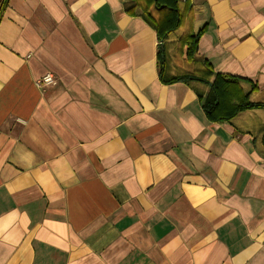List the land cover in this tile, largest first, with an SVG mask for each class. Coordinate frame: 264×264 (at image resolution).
<instances>
[{
  "label": "crops",
  "instance_id": "0c3cea01",
  "mask_svg": "<svg viewBox=\"0 0 264 264\" xmlns=\"http://www.w3.org/2000/svg\"><path fill=\"white\" fill-rule=\"evenodd\" d=\"M185 2L208 83L140 0H0V264H264V106H202L264 104V0Z\"/></svg>",
  "mask_w": 264,
  "mask_h": 264
},
{
  "label": "trees",
  "instance_id": "16d2710c",
  "mask_svg": "<svg viewBox=\"0 0 264 264\" xmlns=\"http://www.w3.org/2000/svg\"><path fill=\"white\" fill-rule=\"evenodd\" d=\"M139 1V0H136ZM142 9L148 14V17L151 19L156 35L158 38L157 45V61H158V70L159 76L165 82H175L180 80H202L204 82H209L196 75H175L168 78H163L162 71H164L165 65V48L162 44L165 36L172 30L176 29L178 26L183 24L184 19L186 18V12L188 10V5L185 2L183 7L179 6L180 0H140ZM4 0H2L3 4ZM161 5H163L161 7ZM202 33V30H199L195 34H191L189 31H186L181 37V44L187 45L186 55L191 58L197 49V40ZM237 77L235 76H226L220 73H215L214 80L210 84V92L204 98L202 106L206 115L209 118L221 119L228 118L239 110L253 107H263V103H254L248 100L247 96L244 95L242 98L232 100L231 104H228L230 93V84L235 83Z\"/></svg>",
  "mask_w": 264,
  "mask_h": 264
},
{
  "label": "built area",
  "instance_id": "2783aa9c",
  "mask_svg": "<svg viewBox=\"0 0 264 264\" xmlns=\"http://www.w3.org/2000/svg\"><path fill=\"white\" fill-rule=\"evenodd\" d=\"M55 79L51 73H46L41 77V79L38 81V84H51L54 83Z\"/></svg>",
  "mask_w": 264,
  "mask_h": 264
},
{
  "label": "rangeland",
  "instance_id": "374dc122",
  "mask_svg": "<svg viewBox=\"0 0 264 264\" xmlns=\"http://www.w3.org/2000/svg\"><path fill=\"white\" fill-rule=\"evenodd\" d=\"M175 62H178V61H175Z\"/></svg>",
  "mask_w": 264,
  "mask_h": 264
},
{
  "label": "water",
  "instance_id": "95a60500",
  "mask_svg": "<svg viewBox=\"0 0 264 264\" xmlns=\"http://www.w3.org/2000/svg\"><path fill=\"white\" fill-rule=\"evenodd\" d=\"M163 5H161V7H162Z\"/></svg>",
  "mask_w": 264,
  "mask_h": 264
}]
</instances>
